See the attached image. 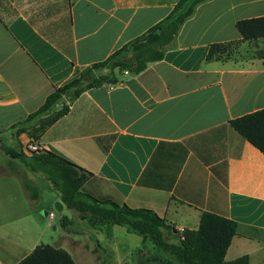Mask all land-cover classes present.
I'll return each mask as SVG.
<instances>
[{
  "label": "crops",
  "instance_id": "obj_1",
  "mask_svg": "<svg viewBox=\"0 0 264 264\" xmlns=\"http://www.w3.org/2000/svg\"><path fill=\"white\" fill-rule=\"evenodd\" d=\"M179 1L0 0L1 143L7 137L26 145L28 136L16 138L14 127L56 89L146 35ZM263 17L264 0L198 5L163 60L138 75L115 70L117 82L58 104L70 110L34 140L40 152L91 173L82 192L155 212L170 227L171 242L176 232L197 231L204 213L232 220L239 227L226 261L246 256L249 264H264V154L232 126L264 110V59L257 54L264 39L246 41L237 28ZM213 45L236 53L210 60ZM5 166L0 264H19L41 245L66 250L76 264L159 263L150 240L123 226H99L90 213L67 208L62 194L60 229L54 212L36 209L41 195L28 190L43 177H30L23 192L13 193Z\"/></svg>",
  "mask_w": 264,
  "mask_h": 264
},
{
  "label": "trees",
  "instance_id": "obj_2",
  "mask_svg": "<svg viewBox=\"0 0 264 264\" xmlns=\"http://www.w3.org/2000/svg\"><path fill=\"white\" fill-rule=\"evenodd\" d=\"M207 1L209 0H180L172 13L146 35L117 51L108 60L84 70L78 79L56 89L38 111L14 127L19 128L18 134L28 130L20 129L21 126L30 125L35 129L33 135L31 134L32 139L38 140L48 127L69 112L70 107L66 102L62 109L57 110L58 104L64 99L73 103L90 88L117 82L114 78L115 70L138 75L150 64L163 60L166 48L174 40L181 26L194 14L198 5ZM237 28L246 41L264 39V17L240 21ZM228 50V46L213 45L208 58L211 60L215 55L221 58ZM128 55H132V58L129 59ZM258 57L264 59V50L258 53ZM105 70L109 71L107 75L103 74ZM232 126L264 154V110L236 119ZM2 151L12 159L19 160L32 172L47 177L54 188L61 192L67 208L79 213H90L97 219L99 226H123L130 232L142 236L144 240H150L161 253L159 264H249L246 256L233 262L226 261L228 249L239 227L232 220L204 213L197 231L176 232L177 235L174 236L176 243H172L168 239L170 227L166 220L155 212L132 209L127 205H120L108 199H96L82 192L83 186L92 175L75 164L47 151L33 153L31 156L5 147ZM19 264H76V262L60 247L41 245Z\"/></svg>",
  "mask_w": 264,
  "mask_h": 264
},
{
  "label": "rangeland",
  "instance_id": "obj_3",
  "mask_svg": "<svg viewBox=\"0 0 264 264\" xmlns=\"http://www.w3.org/2000/svg\"><path fill=\"white\" fill-rule=\"evenodd\" d=\"M259 52H257V54ZM235 53H236V50L233 47H231V48H229L228 53H227L226 56H229L231 54L233 55ZM238 53L239 52H237V54ZM255 53H256L255 50H253V54H255ZM24 128H28V130L26 132H24L28 136L27 142L30 141V140L31 141L34 140V139H32V135L35 132L34 131L35 129L31 128L30 125H27L26 127L25 126H21L20 127V129H24ZM16 135H18V136H16V138H19L20 134L17 133ZM5 139H6L5 144L0 143L1 144L0 148L1 149L3 147H5V148L13 149V150H15L17 152H21L22 151L25 155L31 156V154L27 153L26 150H25L26 145H20V144L17 145V144H15L16 143L15 142V143H12V145H14V147L11 148L12 145L9 144V142H7V140H8L7 137H5ZM7 159L12 162V165L11 166L9 165V168H7L8 167V164H7L8 160ZM14 163H21V162L19 160H17V159H12L4 151H2V150L0 151V165L5 166L7 164V166H5L6 169L7 170H11V172H10L11 173V180H10V185H9L11 191L13 193H21V192L24 191V189H23L24 181L27 184V182H28L30 177H35V176L43 177L42 179H44V180H42V182H40L38 185H36V187L32 186L30 189L28 188V190H30L32 193H36L38 195L39 194L41 195V200L39 201L38 205H36V209L39 210L40 208H44V210L47 211V212H54V214L57 215V219L55 221V225H57L60 229H63L62 228V224H61L62 216H61V213L59 212V210L56 207V200L60 196L61 192L56 190L54 188V186L52 185V183L44 175L38 174V173H37L38 175L34 174V172H32L29 168L28 169L30 170V172L28 170H26L27 172H25L24 170H22V168L25 169V167H26L23 163H21V167L22 168H20V166L15 165ZM17 172L20 174L21 178L18 177V175H17L18 173ZM67 213L68 214H66V215L71 216L70 210H67ZM169 241L171 242L170 239H169ZM175 241L172 242V243H176ZM49 244H51V243H49ZM170 259H172V258H170Z\"/></svg>",
  "mask_w": 264,
  "mask_h": 264
},
{
  "label": "built area",
  "instance_id": "obj_4",
  "mask_svg": "<svg viewBox=\"0 0 264 264\" xmlns=\"http://www.w3.org/2000/svg\"><path fill=\"white\" fill-rule=\"evenodd\" d=\"M126 74H129V72H125ZM26 152L29 154H33V153H38L41 151L40 146L34 141V140H30L27 144H26V148H25Z\"/></svg>",
  "mask_w": 264,
  "mask_h": 264
}]
</instances>
